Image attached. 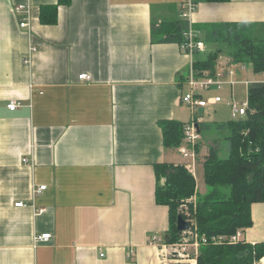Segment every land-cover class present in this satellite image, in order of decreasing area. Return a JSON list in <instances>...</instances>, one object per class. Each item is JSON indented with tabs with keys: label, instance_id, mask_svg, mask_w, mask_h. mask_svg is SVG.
I'll return each mask as SVG.
<instances>
[{
	"label": "crops",
	"instance_id": "1",
	"mask_svg": "<svg viewBox=\"0 0 264 264\" xmlns=\"http://www.w3.org/2000/svg\"><path fill=\"white\" fill-rule=\"evenodd\" d=\"M184 1L72 0L44 25L41 7L58 0H0V264H191L161 246L170 212L155 197V165L188 163L160 122L192 120L182 97L195 55L153 43L152 24L179 19ZM191 2L201 37L221 23L264 36V0ZM252 218L244 242H264V203Z\"/></svg>",
	"mask_w": 264,
	"mask_h": 264
},
{
	"label": "trees",
	"instance_id": "2",
	"mask_svg": "<svg viewBox=\"0 0 264 264\" xmlns=\"http://www.w3.org/2000/svg\"><path fill=\"white\" fill-rule=\"evenodd\" d=\"M72 0H58L56 5L42 6L40 21L44 25L58 23L60 6H69ZM215 3L229 0H208ZM190 21L182 16L172 21L153 23V43H186L185 32ZM196 30L198 26L193 25ZM196 40L225 46L206 60L194 59L195 71H209L214 75L222 55L228 54L237 64H251L253 72L264 74V36L244 23L215 24L205 31L203 39ZM197 52L195 55H198ZM195 58V56H194ZM166 149H179L184 142L185 124L175 120L160 122ZM201 139L196 146L200 152L204 131L210 124L198 123ZM217 131L225 132L221 147L215 137L203 163L207 192L197 190L195 176L184 165L162 163L155 165L156 202L169 208L170 228L167 243H175L181 236L177 218L183 215L197 229L200 237H231L238 230L253 226L252 206L264 203V81L254 82L248 88V110L245 117L217 124ZM196 197V203L190 201ZM185 207L184 212L181 210ZM197 264H256L264 259V242L235 245H201Z\"/></svg>",
	"mask_w": 264,
	"mask_h": 264
},
{
	"label": "built area",
	"instance_id": "3",
	"mask_svg": "<svg viewBox=\"0 0 264 264\" xmlns=\"http://www.w3.org/2000/svg\"><path fill=\"white\" fill-rule=\"evenodd\" d=\"M182 7L184 12L181 16L184 19L190 21L189 29L187 32H185L186 43L182 45V48L185 52L192 55L196 54L197 52H204L206 48L205 43L203 41L196 40L198 33L194 29L191 21V16L192 13L195 11L196 6L194 5V3L191 2V0H185L182 4ZM17 10L24 11L28 14L27 19H24V21L20 25L21 28H28L30 25L29 23L30 7L20 6ZM238 65H242V64H238ZM226 66H230V65H225V66L223 65L222 68L218 69V72H216L215 75H211L206 71H202V72L195 71L192 65L186 82L187 83L186 85L188 86V91L182 97V104L188 106L191 110L195 112L198 108L216 106L222 102V99L220 97H214L210 99L204 98L203 93L211 89L212 87L222 88L224 86H230L231 88L234 89L236 85L242 84L247 86V88H249L252 82L246 81L243 83H239L236 82L234 79H232V82L228 81L229 78L235 77V70L234 68H227ZM240 68L246 69V65L240 66ZM79 79L81 81H90L91 77L87 74H83L79 76ZM19 105L20 104L18 102L12 101L8 104V108L11 111H15L17 110ZM231 107H232L233 119L238 120L246 116L248 110V101L246 103H243L242 106H238L237 104L232 103ZM199 122L200 121H198L194 115L193 119L187 124H185L184 142L182 146L178 149L182 157L188 160V163L185 164V168L194 176L196 175V172L194 170L198 159L196 146L201 139V134L199 132V127H198ZM23 163L28 165L29 160L27 158H23ZM44 190H46V186H41L36 190V193L40 194ZM190 201L195 202V200L193 199ZM15 206L23 207L24 204L18 203ZM187 221L190 224V229L184 233H181L184 236V241L182 240L181 242L177 243V245H172L167 243V241L165 240H161L162 241L161 246L164 249L169 250L170 254L173 255L174 258L178 260H185V261H189L191 264H196L197 261L195 259H190L188 255H185L184 251L186 250V247L195 248L197 253L198 248H200L201 245L209 244V242L215 245H235L244 242V232L241 230H238L231 237L216 236V237H212L211 239H208L206 237H200V235L197 232V229L195 227H192L190 220ZM187 236L191 237L190 240L187 239ZM51 238L52 235L50 233L42 234L41 236H37L36 241L48 242ZM157 241H158L157 237L153 236L151 238L150 244H156Z\"/></svg>",
	"mask_w": 264,
	"mask_h": 264
},
{
	"label": "rangeland",
	"instance_id": "4",
	"mask_svg": "<svg viewBox=\"0 0 264 264\" xmlns=\"http://www.w3.org/2000/svg\"><path fill=\"white\" fill-rule=\"evenodd\" d=\"M183 12H184V10L182 9V14H183ZM197 33H198V31H197ZM202 38L203 39L205 38V33L202 36ZM203 42L205 43L206 48H205L204 52H198L199 53L198 55L194 54L195 59H197V60H206L208 58V56L210 54H212L213 52H215L217 49H219V48L225 49V46H223L221 44L208 43V42L206 43V41H203ZM220 60H221V63L219 64ZM220 60L218 62V66L216 68V72H218V69L222 68L223 65L224 66L230 65V66H226V67L227 68H234V70H235V77L228 79V81H230V82H232V79H234L236 82H239V83H243L246 81L252 82V83L263 81V78H262L263 74L259 75V74L254 73L251 64H246V69H241L240 66H244V64L238 65L237 63H234L232 61V58H230V56L227 53L222 55ZM206 72L210 73L209 71H206ZM231 90H232V88L230 86H224L222 88L212 87L211 89L207 90L206 92L203 93V96L205 99L220 97L222 99V102L216 106H213V107L208 106L206 108H198L197 109L198 112H197V110L194 112L188 106L184 105L186 107L185 110H187V112L189 113L190 119H193L192 117H194V115L198 121H200L201 117H204L206 123H208L212 126L210 131H204V133L202 134L203 135V145H205V147L210 145V144H213V142L211 140V138H213V137H215L216 140H218L219 147H221L225 144V139H224V137H226L225 132L217 131L215 126L217 124L226 123V122L231 121L233 119L232 107H231L232 103H235L238 106H242L243 103H246L248 101V88H247V86L242 85V84L236 85L234 87V90H235L234 91V97H231ZM187 91H188V88L185 90V92H187ZM174 153H175V155H177V157L179 159H182L181 154H179L178 152H174ZM204 160H205V156L200 157V155H199L197 162H196V167L194 170L196 172L195 179H196V183H197V190L200 194H205L208 190L207 186L205 184V180H204V167H203ZM183 161H184V159H183ZM184 167H185V164H184ZM195 199H196V197H195ZM194 203H196V200ZM184 208L185 207H183L181 209L183 212L185 210ZM190 238H191L190 236H187L188 240H190ZM182 240L184 241V236L181 234L180 238L175 243H173L172 245H177V243L181 242ZM199 250H200V248H198V252L196 253L195 248L186 247V250L184 251V253H185V255H188L190 257V259H195L196 261H198V257H199V253H200ZM262 263H263V261L260 264H262Z\"/></svg>",
	"mask_w": 264,
	"mask_h": 264
},
{
	"label": "water",
	"instance_id": "5",
	"mask_svg": "<svg viewBox=\"0 0 264 264\" xmlns=\"http://www.w3.org/2000/svg\"><path fill=\"white\" fill-rule=\"evenodd\" d=\"M190 229L189 222L183 217V215H179L177 218V230L179 233H184ZM168 237H165V240L168 241ZM264 264V263H262Z\"/></svg>",
	"mask_w": 264,
	"mask_h": 264
}]
</instances>
